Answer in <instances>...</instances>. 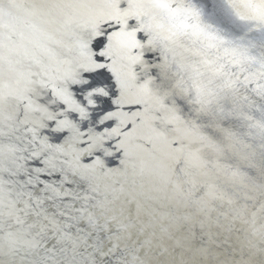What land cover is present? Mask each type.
I'll list each match as a JSON object with an SVG mask.
<instances>
[{
    "label": "bare ground",
    "instance_id": "1",
    "mask_svg": "<svg viewBox=\"0 0 264 264\" xmlns=\"http://www.w3.org/2000/svg\"><path fill=\"white\" fill-rule=\"evenodd\" d=\"M170 2L0 0V264H264V20Z\"/></svg>",
    "mask_w": 264,
    "mask_h": 264
},
{
    "label": "snow or ice",
    "instance_id": "2",
    "mask_svg": "<svg viewBox=\"0 0 264 264\" xmlns=\"http://www.w3.org/2000/svg\"><path fill=\"white\" fill-rule=\"evenodd\" d=\"M243 6L248 8V9H251V11L254 13V15H252L250 17H240L234 11L232 12V15H237V18L241 19V20H243V19L264 20V0H260L259 4H256L254 2V0H246V3ZM156 7L161 8V9L170 10V13L172 15H178V13L176 12V9H179L181 12L185 11L183 4L175 3V5H173V3L170 2V0H158ZM227 7L229 8V10H232L234 6L228 5ZM188 9L191 10L193 12V14H198V12H199V10L195 9V7L193 5H189ZM261 58L264 59V54H262ZM197 63H199L201 66H203L205 68V70L207 72H209L213 75H216L217 73L221 72L220 67H216V68L211 67V65L214 63V61L200 60V61H197ZM98 67H103V65H99ZM88 87L93 89V91L89 92V96L96 95L97 98H99L102 95H106L103 87H95L91 84H89ZM87 103H92V101L88 100Z\"/></svg>",
    "mask_w": 264,
    "mask_h": 264
},
{
    "label": "water",
    "instance_id": "3",
    "mask_svg": "<svg viewBox=\"0 0 264 264\" xmlns=\"http://www.w3.org/2000/svg\"><path fill=\"white\" fill-rule=\"evenodd\" d=\"M0 164H1V162H0ZM18 187H19V185H18ZM35 202V201H34ZM48 242H51V240H49ZM47 242V243H48ZM46 244V243H45ZM41 247H43V245H41ZM42 250H43V252H44V250H46L45 248H42ZM45 253V252H44ZM46 254H48V253H46ZM56 255H58V254H56Z\"/></svg>",
    "mask_w": 264,
    "mask_h": 264
}]
</instances>
